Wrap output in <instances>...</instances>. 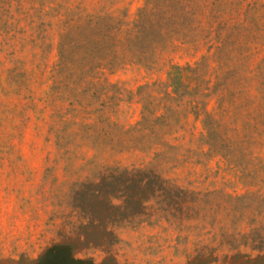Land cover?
<instances>
[{"label":"rangeland","instance_id":"obj_1","mask_svg":"<svg viewBox=\"0 0 264 264\" xmlns=\"http://www.w3.org/2000/svg\"><path fill=\"white\" fill-rule=\"evenodd\" d=\"M0 264H264V0H0Z\"/></svg>","mask_w":264,"mask_h":264}]
</instances>
